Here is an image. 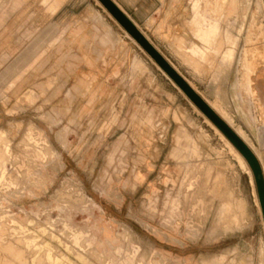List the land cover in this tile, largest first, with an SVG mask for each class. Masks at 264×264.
Wrapping results in <instances>:
<instances>
[{
  "label": "rangeland",
  "instance_id": "374dc122",
  "mask_svg": "<svg viewBox=\"0 0 264 264\" xmlns=\"http://www.w3.org/2000/svg\"><path fill=\"white\" fill-rule=\"evenodd\" d=\"M180 7L183 38L146 41L264 172V0ZM206 120L98 0H0V264H264L253 173Z\"/></svg>",
  "mask_w": 264,
  "mask_h": 264
},
{
  "label": "water",
  "instance_id": "95a60500",
  "mask_svg": "<svg viewBox=\"0 0 264 264\" xmlns=\"http://www.w3.org/2000/svg\"><path fill=\"white\" fill-rule=\"evenodd\" d=\"M111 14L125 32L154 60L158 67L174 82L185 96L207 117L221 133L233 144L247 161L255 180L258 200L264 221V177L261 167L253 153L241 139L208 107L201 98L185 83V81L167 64L155 49L141 36L131 22L126 19L117 7L109 0H98Z\"/></svg>",
  "mask_w": 264,
  "mask_h": 264
},
{
  "label": "crops",
  "instance_id": "0c3cea01",
  "mask_svg": "<svg viewBox=\"0 0 264 264\" xmlns=\"http://www.w3.org/2000/svg\"><path fill=\"white\" fill-rule=\"evenodd\" d=\"M126 17L137 31L157 50L161 42L173 44L175 38H183L179 33L184 21L177 17L181 0H109ZM178 29V30H177ZM77 32L69 29L67 39ZM84 39L85 37H77Z\"/></svg>",
  "mask_w": 264,
  "mask_h": 264
},
{
  "label": "bare ground",
  "instance_id": "6f19581e",
  "mask_svg": "<svg viewBox=\"0 0 264 264\" xmlns=\"http://www.w3.org/2000/svg\"><path fill=\"white\" fill-rule=\"evenodd\" d=\"M264 66H262V68L260 70H258L257 72H255V74L253 75V78H250V86H251V89H250V94H251V97L252 99H254V101L257 103L258 105V109H259V113L261 115L264 114ZM174 69V68H173ZM175 70V69H174ZM176 71V70H175ZM177 72V71H176ZM176 86V85H175ZM177 87V86H176ZM178 88V87H177ZM179 89V88H178ZM192 89V88H191ZM180 90V89H179ZM194 91V89H192ZM181 91V90H180ZM182 92V91H181ZM183 93V92H182ZM184 94V93H183ZM185 95V94H184ZM188 99V98H187ZM189 100V99H188ZM190 101V100H189ZM191 102V101H190ZM204 102V101H203ZM192 103V102H191ZM193 104V103H192ZM205 104L208 105V107L216 114H219L220 115V119L241 139V141L248 147V149L253 153V151L250 149V146L247 145V143L243 140L244 138H242L241 134L239 131L235 130L233 128V126L229 123V121L227 120L226 116H224L223 114H220V110L219 109H216L217 106H214L213 105H210L209 103H206ZM194 105V104H193ZM195 106V105H194ZM196 107V106H195ZM197 108V107H196ZM198 109V108H197ZM199 110V109H198ZM200 111V110H199ZM200 113L202 114V112L200 111ZM203 115V114H202ZM204 116V115H203ZM205 117V116H204ZM207 120V123L212 127L214 128L215 132H217L222 138H223V133H221V131H219L217 129V127L207 118L205 117ZM214 126V127H213ZM216 128V129H215ZM223 135V136H222ZM225 137V136H224ZM226 138V137H225ZM224 139V138H223ZM227 139V138H226ZM225 140V139H224ZM226 141V140H225ZM227 143L230 147L233 146V144L227 139ZM232 146H231V145ZM234 147V146H233ZM235 148V147H234ZM236 149V148H235ZM237 150V149H236ZM238 151V150H237ZM239 152V151H238ZM240 154V152H239ZM241 155V154H240ZM239 157L244 161V157L241 155ZM253 155L255 156L256 154L253 153ZM255 158L257 159L258 161V156ZM245 162L247 163V161L245 160ZM248 165V163H247ZM249 166V165H248ZM250 168V167H249ZM251 170V169H250ZM262 170V174H263V177H264V172H263V169ZM259 202V200H258ZM259 207H260V204H259ZM260 211H261V207H260Z\"/></svg>",
  "mask_w": 264,
  "mask_h": 264
}]
</instances>
